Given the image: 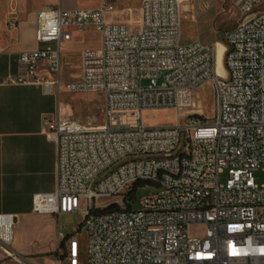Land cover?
I'll return each instance as SVG.
<instances>
[{"label":"built area","instance_id":"built-area-1","mask_svg":"<svg viewBox=\"0 0 264 264\" xmlns=\"http://www.w3.org/2000/svg\"><path fill=\"white\" fill-rule=\"evenodd\" d=\"M237 6L242 17L223 36L224 77L216 46L181 43L178 0L144 1L137 32L106 24V6L38 14L41 47L19 55L12 82L40 84L41 69L59 76L71 29L92 26L102 38L100 49L82 53L80 79L65 85L103 96L101 125L48 121L57 140V187L35 195L33 211L61 218L87 204L85 246L59 231L56 264H264V184L255 181L264 171V0ZM17 23L12 14L9 29ZM209 82L213 116L188 113ZM53 85L60 88L59 77L45 86ZM168 108L177 110L176 124L145 125L144 111ZM149 188L156 191L137 197ZM102 198H116L104 208L114 211L97 213ZM14 221L0 215V264H34L10 247Z\"/></svg>","mask_w":264,"mask_h":264},{"label":"crops","instance_id":"crops-1","mask_svg":"<svg viewBox=\"0 0 264 264\" xmlns=\"http://www.w3.org/2000/svg\"><path fill=\"white\" fill-rule=\"evenodd\" d=\"M144 1L0 0V215L14 217L10 244L13 252L34 258L46 256L53 250L52 247L41 249L23 241L15 233V228L30 224L35 217L42 216L49 219L55 234L53 215H39L33 211V197L53 193L57 187V140L55 134L50 132L48 121L58 117L69 120L63 118L62 110V94L67 91L65 85L80 79L82 53L100 49L102 39L101 34L92 26L83 30L71 29L70 40L62 45L59 76L41 69L40 75L45 80L40 84L12 82V79L20 76L19 55L41 47L36 39L38 14L45 8L72 11L98 10L106 6L103 10L106 24L124 25L131 32H137ZM178 1L181 2L180 9L183 6L190 8L186 11L182 9L184 15L181 18L191 24L197 22L193 14L195 5L200 4L202 8L209 5L207 0ZM218 2L221 10L212 19L215 22L225 16L228 24L222 25L221 29L212 25L207 28L198 27L197 36L184 45L195 41L211 46L222 43V34L231 29L227 26H235L241 19L237 0ZM12 14L18 20L15 29L8 27ZM220 30H223L222 33ZM217 69L226 75L218 61V51ZM58 77L60 88L53 85L48 90L45 85L55 84ZM70 216L64 215L61 218ZM2 257L0 250V260Z\"/></svg>","mask_w":264,"mask_h":264},{"label":"rangeland","instance_id":"rangeland-1","mask_svg":"<svg viewBox=\"0 0 264 264\" xmlns=\"http://www.w3.org/2000/svg\"><path fill=\"white\" fill-rule=\"evenodd\" d=\"M219 0H207L209 4L207 7L202 8L200 4L195 5L193 14L196 17V23L191 24L189 21L182 20V36L181 43L184 45L186 42L193 40L197 36L198 27L207 28L209 26H215L216 28L221 29L222 25L226 24L228 19L225 16L220 17L214 22L212 17L218 11L221 10ZM182 9L190 10L188 6ZM181 9V16L184 15ZM240 20V19H239ZM228 24V23H227ZM230 25V24H229ZM227 26V25H226ZM229 28L234 27V24L227 26ZM224 29V28H222ZM226 29V28H225ZM223 30L219 32L222 33ZM224 34V33H223ZM222 34V38H223ZM223 43V44H222ZM222 43H217L216 46L220 49V63L224 67V53H225V44L224 39ZM225 76V75H224ZM62 110L63 118L69 120L78 121L85 125H101L102 123V111L104 107V99L101 94H91V93H70L64 91L62 94ZM215 107L213 104V85L211 82L206 83L197 93L196 104L194 110L188 113H199L205 114L209 118L213 116ZM144 123L149 127H169L178 121V112L175 109H155V110H146L143 114ZM225 176L222 177V183L224 182ZM256 184L261 186L264 184V171L259 170L255 173ZM156 191L154 188H149L138 194L137 197H141L143 193ZM116 198H102L96 201V206L99 210H103L109 204H111ZM118 202L120 198H117ZM87 208V204L84 201L81 211L78 214H74L68 218H61L52 216L56 224V231L51 227V223L47 217L37 216L30 224H23L21 227L15 228V233L19 234V237L23 241L32 243V246H37L41 249H46L52 247L53 250L46 256H36L32 258L34 264H56L57 257L55 252L58 250L59 240L58 235L59 231L62 232L64 236L75 235L78 239V242L85 246L86 244V234H85V225H84V212ZM80 229L78 232L77 230ZM78 232V233H77ZM199 233V230H192V234ZM55 235V236H54ZM69 241V240H68ZM67 241V242H68Z\"/></svg>","mask_w":264,"mask_h":264},{"label":"trees","instance_id":"trees-1","mask_svg":"<svg viewBox=\"0 0 264 264\" xmlns=\"http://www.w3.org/2000/svg\"><path fill=\"white\" fill-rule=\"evenodd\" d=\"M139 185L140 184H135L131 188V190L128 192L127 197L125 198V200H126V208L127 209H131V207L133 206V203H134L135 198H136L135 192H136L137 188L139 187ZM113 209H114V207H109V208H106L104 210H98L97 213H103L104 214V213H108V212L114 211Z\"/></svg>","mask_w":264,"mask_h":264},{"label":"bare ground","instance_id":"bare-ground-1","mask_svg":"<svg viewBox=\"0 0 264 264\" xmlns=\"http://www.w3.org/2000/svg\"><path fill=\"white\" fill-rule=\"evenodd\" d=\"M181 3V2H180ZM185 6H183V8H184ZM216 46V45H215ZM217 51H218V61L220 62V49H219V47H217L216 46V63H217ZM225 53H226V47H225ZM225 53H224V58H225ZM225 67V66H224ZM225 71H226V69H225ZM217 73H218V75H220V76H222V77H224V75L222 74V73H220L219 71H218V69H217ZM6 226V229H5V233H7V234H10V224H7V225H5Z\"/></svg>","mask_w":264,"mask_h":264}]
</instances>
